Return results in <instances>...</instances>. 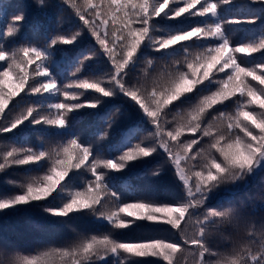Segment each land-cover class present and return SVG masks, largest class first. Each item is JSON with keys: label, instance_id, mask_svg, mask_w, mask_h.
<instances>
[{"label": "snow or ice", "instance_id": "snow-or-ice-1", "mask_svg": "<svg viewBox=\"0 0 264 264\" xmlns=\"http://www.w3.org/2000/svg\"><path fill=\"white\" fill-rule=\"evenodd\" d=\"M36 3L45 6V0ZM232 3L60 0L58 30L44 46H6L7 39L19 33L25 11L18 8L10 17L5 13L0 20L4 25L0 31V134L13 133L27 122L60 139L49 147L43 142L38 147L15 140L0 142V173L32 166L21 180L7 181L19 192L0 196V212L33 206L62 218L65 225L92 216L106 222L109 231L88 234L73 228L70 242L35 254L0 242V264H136L135 258L146 257L163 264H264V219L250 218L242 204L231 199L209 206L222 188L264 172V0H244L246 13L222 15L220 9ZM64 5L75 17L67 21L68 29L62 27ZM181 17L175 24L160 23ZM193 17L202 19L192 24ZM257 21L260 24L254 29L227 27ZM237 31L245 33L238 41L234 39ZM85 32L98 47L81 50L74 58L71 78L60 84L50 70L53 51L58 45L75 44ZM149 50L158 55L150 58ZM100 57H106L110 67L86 71L88 63ZM157 60L163 61L158 72ZM90 91L98 95L81 101ZM119 97L129 108L128 112L115 109L120 118L126 121L135 111L141 120L122 138L117 157L102 158L92 144L69 133V114L85 107L96 109L107 98ZM228 101L231 110L212 111L217 105L227 108ZM173 112L176 115L169 119ZM106 123L100 139L109 136L116 121L109 118ZM141 131L146 135L133 144ZM154 155L165 159L149 170L151 176L161 175L166 167L172 169L180 191L168 202L157 199L152 190L132 202L123 201L109 172H121ZM73 170L90 173L92 179L77 185L76 175L69 176ZM136 221L169 226L176 238L143 242L116 238L118 230ZM217 237L227 247L213 248Z\"/></svg>", "mask_w": 264, "mask_h": 264}, {"label": "trees", "instance_id": "trees-1", "mask_svg": "<svg viewBox=\"0 0 264 264\" xmlns=\"http://www.w3.org/2000/svg\"><path fill=\"white\" fill-rule=\"evenodd\" d=\"M243 5L244 0H234V3L224 5L220 11L222 15L235 17L240 13L247 12V7ZM21 7L25 11V20L22 22L19 33L15 37L7 39L6 46L11 47L16 44L25 43L44 46L47 39L58 30V17L61 15L60 0H45V6H38L36 0H0V20L3 19L5 13H8L10 17L13 12ZM62 7L65 9L62 13L65 18L62 27L68 29L69 24L67 21L70 19L74 20L75 17L71 15V9L67 8L66 5ZM156 19L159 20L160 18ZM183 19L184 17L178 18L177 20H161L160 23L162 25L175 24ZM199 19L202 18L193 17L189 22L195 24ZM259 24L260 21H257L255 25L230 24L227 27L241 30L254 29ZM3 28V23H0V31ZM244 34L243 31H237L234 34V39L238 41ZM93 46H96L94 39L85 32L75 44L58 45L56 47L53 51L50 70L57 75L60 84L66 83L71 78L73 61L76 55L81 50H87ZM148 55L151 58L158 54L149 50ZM254 55L258 57L260 53ZM162 63L163 61H156V72L160 70ZM168 63L170 64L171 60ZM109 67L110 65L106 63V57H100L90 61L86 71L92 69L101 72L106 71ZM139 72L140 69H137V74ZM219 75L223 76V73ZM23 95L22 93L21 96ZM94 95L98 94L90 91L81 97V101L91 99ZM187 95L193 96L194 94L190 93ZM16 99L18 100L19 97ZM59 99L62 100L63 97H59ZM175 103L179 104L180 102L177 101ZM225 104L228 106L227 108L224 105H217L212 111L232 109L233 105L231 101L225 102ZM184 107L186 108L188 105L186 104ZM116 108H121L123 111L128 112V102L123 97L107 98V102L98 106L96 109L85 107L69 114V133H75L85 143L92 144L94 149L100 151L102 158L117 157L120 154L117 148L121 146L122 138L130 128H133V126L140 122L141 117L135 111H131L129 118L126 121L122 120L120 114L116 113ZM175 115V112L171 113L169 119H172ZM109 118L116 121V123L113 124L109 136L105 139H100L99 133L107 127L106 121ZM145 127L150 128L151 126L145 125ZM43 128L46 129L47 126H43ZM145 135V132H139L135 136V139L132 140V143L135 144L143 139ZM59 139L60 137L52 135L50 131H43L42 126L28 125L27 122L25 125L20 126L18 130H14L13 133L0 134V142H13L15 140L27 142L26 146L32 147H38L42 142L46 147H49ZM164 159L165 157L163 155H154V157L147 158L144 161L133 162L131 166L121 172H109L111 182L116 186V190L120 192L121 199L125 202H132L138 199L144 191L152 190L160 201H170L172 194L180 191L179 182L174 176L172 169L166 167L164 172L157 177L151 176L149 171L158 163L163 162ZM27 167L32 166L12 167L0 173V196H7L19 192L18 188L12 186L7 181L21 180ZM81 172L82 170H73L69 174L70 177L74 174L76 175L77 185H82L86 180L92 179L90 173L81 174ZM146 172L148 174H145ZM261 196H264V172L250 176L245 181L239 182L235 186H230L226 190L222 188L212 196L209 201V206H216L220 201L231 199L235 204H242L249 217L259 222L261 219H264V200L260 199ZM73 228L77 232L88 234H99L109 231L106 222L98 221L92 216L74 220L69 225H65L62 218L50 217L41 208L33 206H24L16 210L0 212V242H3L9 247L22 250L26 254H35L37 251L47 247L65 245L74 236ZM168 228L169 226L157 227L144 221H136L135 224L130 225L128 228L118 230L116 232V238L121 242H143L153 238H176L172 236ZM212 246L213 248L221 250L227 247L226 243L219 237L212 241ZM135 261L136 264H163V261L160 259L152 257L135 258Z\"/></svg>", "mask_w": 264, "mask_h": 264}]
</instances>
